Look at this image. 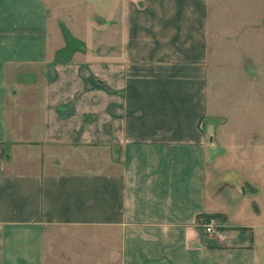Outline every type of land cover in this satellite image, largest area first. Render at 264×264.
I'll list each match as a JSON object with an SVG mask.
<instances>
[{"label": "crops", "instance_id": "crops-1", "mask_svg": "<svg viewBox=\"0 0 264 264\" xmlns=\"http://www.w3.org/2000/svg\"><path fill=\"white\" fill-rule=\"evenodd\" d=\"M225 6L0 0V264H264V16Z\"/></svg>", "mask_w": 264, "mask_h": 264}, {"label": "rangeland", "instance_id": "rangeland-1", "mask_svg": "<svg viewBox=\"0 0 264 264\" xmlns=\"http://www.w3.org/2000/svg\"><path fill=\"white\" fill-rule=\"evenodd\" d=\"M222 1V0H221ZM220 2V1H219ZM224 2H226V11H231V12H235L237 11V8H239V11H243L244 13L248 14V19H249V22L252 23V21H256V19L258 18V16L260 15H263L264 16V0H224ZM261 28L264 29V18L262 20V25H259ZM251 34V32H250ZM254 37V36H252ZM252 37H250V39H252ZM253 40V39H252ZM260 40H262V42L264 43V36L263 38L260 37L259 39V43H260ZM259 70H252L250 71V74L251 73H254V72H258ZM250 78L252 79V75H249ZM252 84H254V81H252ZM251 84V85H252ZM261 86L264 88V85L262 84H259V85H253L250 87V90H249V94H250V99H248V102H252V103H257V101L255 100L256 98L254 97V95H256V91H257V88L261 89ZM253 95V97H252ZM262 100L264 101V96L262 97ZM260 108H264V103H258ZM247 105V103H246ZM235 109V108H234ZM249 107H244L242 108V110H246L248 111ZM264 168V167H263ZM263 175H264V171L262 172Z\"/></svg>", "mask_w": 264, "mask_h": 264}, {"label": "built area", "instance_id": "built-area-1", "mask_svg": "<svg viewBox=\"0 0 264 264\" xmlns=\"http://www.w3.org/2000/svg\"><path fill=\"white\" fill-rule=\"evenodd\" d=\"M200 225L204 232L221 240L224 238V231L221 222L214 215H206L201 218Z\"/></svg>", "mask_w": 264, "mask_h": 264}]
</instances>
